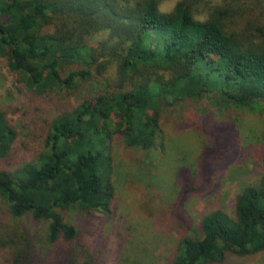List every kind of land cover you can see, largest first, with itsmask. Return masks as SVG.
I'll return each mask as SVG.
<instances>
[{"label":"trees","instance_id":"1","mask_svg":"<svg viewBox=\"0 0 264 264\" xmlns=\"http://www.w3.org/2000/svg\"><path fill=\"white\" fill-rule=\"evenodd\" d=\"M128 2L0 0V56L30 85L75 89L80 81L102 78L100 91L53 118L36 162L0 168V197L11 216L46 220L48 242L69 244L59 262L42 259L21 224L0 221L6 264H90L93 256L62 212H110L115 133L126 146L162 149L164 111L205 98L225 107L264 101V39L241 27L245 0H180L168 17L156 11L160 0L121 6ZM198 6L208 12L204 24L191 19ZM77 62L83 68L63 75ZM16 135L0 109L1 159ZM198 232L179 239L169 264L263 252L264 171L236 193L233 214L222 208L204 213Z\"/></svg>","mask_w":264,"mask_h":264},{"label":"rangeland","instance_id":"2","mask_svg":"<svg viewBox=\"0 0 264 264\" xmlns=\"http://www.w3.org/2000/svg\"><path fill=\"white\" fill-rule=\"evenodd\" d=\"M245 1L241 27L264 39L262 0ZM80 68L83 65L77 62L62 72ZM100 81L92 77L75 89L41 91L0 56V109L17 133L8 155L0 158V168L14 171L36 162L53 118L100 91ZM161 125L162 149L126 146L115 133L109 213L75 208L62 212L93 256L90 264H169L179 239L199 233L204 213L222 208L233 214L236 193L264 171V101L238 107L207 98L183 103L164 111ZM0 221L21 224L42 259L57 263L69 246L61 240L48 242L46 220L12 217L1 197ZM0 264H6L1 249ZM207 264H264V251L247 256L229 253L222 262Z\"/></svg>","mask_w":264,"mask_h":264},{"label":"clouds","instance_id":"3","mask_svg":"<svg viewBox=\"0 0 264 264\" xmlns=\"http://www.w3.org/2000/svg\"><path fill=\"white\" fill-rule=\"evenodd\" d=\"M180 2V0H160V2L156 6L157 13L162 17H168L175 13L177 4ZM216 3H219V0H216ZM126 6L128 8H134L135 3L134 0H129L127 5H121ZM191 19L193 22L204 24L208 21L209 15L208 12L203 10L202 7L198 6L197 10H195L192 15Z\"/></svg>","mask_w":264,"mask_h":264}]
</instances>
